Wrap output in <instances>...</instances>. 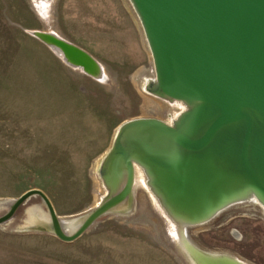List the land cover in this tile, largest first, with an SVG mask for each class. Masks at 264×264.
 I'll return each instance as SVG.
<instances>
[{
	"label": "rangeland",
	"instance_id": "1",
	"mask_svg": "<svg viewBox=\"0 0 264 264\" xmlns=\"http://www.w3.org/2000/svg\"><path fill=\"white\" fill-rule=\"evenodd\" d=\"M34 1L0 0V216L35 188L64 221L88 214L106 194L100 163L122 122L168 120L183 104L141 88L154 66L129 0H42L45 17ZM34 30L86 51L101 76L65 64ZM151 200L133 185L127 210L101 215L67 242L34 227L48 211L31 196L0 224V264H189ZM217 213L186 227L190 243L264 264V207L248 198Z\"/></svg>",
	"mask_w": 264,
	"mask_h": 264
},
{
	"label": "water",
	"instance_id": "2",
	"mask_svg": "<svg viewBox=\"0 0 264 264\" xmlns=\"http://www.w3.org/2000/svg\"><path fill=\"white\" fill-rule=\"evenodd\" d=\"M129 2L154 66L146 90L182 102L185 109L171 124L141 117L119 125L99 170L106 194L72 231L35 188L10 203L0 224L37 195L48 215L34 227L73 241L98 217L128 202L134 164L180 223H201L248 198L264 207V0ZM32 33L57 45L67 62L98 74V63L77 45L47 32Z\"/></svg>",
	"mask_w": 264,
	"mask_h": 264
},
{
	"label": "bare ground",
	"instance_id": "3",
	"mask_svg": "<svg viewBox=\"0 0 264 264\" xmlns=\"http://www.w3.org/2000/svg\"><path fill=\"white\" fill-rule=\"evenodd\" d=\"M35 3V6H36V9L38 11V13L42 16V17H45V9L47 7V4L45 2H43L42 0H35L34 1ZM47 14V13H46ZM137 16V15H136ZM139 21V20H138ZM36 31H40V30H34L33 32H36ZM41 32H46V31H41ZM47 34H51V35H55L59 38H61L56 32L53 33V32H47ZM36 37V36H35ZM38 40H40L38 38ZM41 42H43L42 40H40ZM46 44V43H44ZM59 58H61L62 61L65 62V64L69 65L70 67L72 68H78L80 69V66H77V65H73L72 63L70 62H67V60L59 53V51L57 50L59 47L57 45H53V44H50V43H47L46 44ZM102 70V67L100 65H98V77H100L101 73L100 71ZM105 73V72H104ZM154 79V76L153 78H149V77H146L143 82H141V88H145V85L147 84V82L151 81ZM169 101H174V103L176 102H179V101H176L175 100H169ZM168 99H167V102H169ZM170 103V102H169ZM182 103V102H181ZM176 104H179L181 105L180 103H176ZM183 104V103H182ZM171 106V105H170ZM185 109V105L183 104V108L182 110L179 112V113H174V115L172 116L171 119H168V120H163L165 122H167L168 124H171L173 122V120ZM173 111V110H172ZM176 112V111H175ZM172 115V114H171ZM101 160V159H100ZM101 164V163H100ZM135 166V183L134 185H137L139 184L140 186H145L146 189H148L150 191V195H151V198L154 202V206L157 210H159L163 215H165V217L168 219V221L170 222L171 226L173 227V233L174 235L177 236L181 246L183 247V249L186 251L187 255H188V261H189V264H249L245 261H242L241 259L235 257V256H231L229 254H226V253H221V252H213V254L211 255H205L204 253L198 251L196 249V247H194L193 244L190 243L189 239L187 238L186 236V227L189 225V223L187 222H184L182 221L181 223L178 222V220L174 219L172 216H170L166 210L164 209V207L161 206L160 204V201L158 200V198L156 197V195L154 194V192L152 191V189L147 185L146 183V178H145V174L142 170V168L137 165V164H134ZM96 168V167H95ZM98 171V170H97ZM131 197L132 195L129 197L128 199V202L120 207H117L115 210L116 211H125L127 210V208H129V203L131 202ZM254 200V199H253ZM256 201V200H254ZM238 205V204H237ZM37 208V207H36ZM31 210V208L29 207V209L27 210V212L29 213ZM40 210V209H39ZM43 213V212H42ZM41 213V214H42ZM218 214V213H217ZM43 215V214H42ZM28 217V215H27ZM30 217H32L30 215ZM39 217V216H38ZM44 217V216H42ZM40 218H36V220H38L40 222ZM43 218H41L42 220ZM81 219V217H74V218H66L65 219V229L68 230V231H72L77 223L79 222V220ZM209 220V219H208ZM32 223V222H31ZM26 225V224H25ZM170 228V227H169ZM170 230V229H169ZM171 236V235H170ZM192 241V240H191ZM193 242V241H192ZM195 248V249H194ZM181 251V250H180Z\"/></svg>",
	"mask_w": 264,
	"mask_h": 264
}]
</instances>
